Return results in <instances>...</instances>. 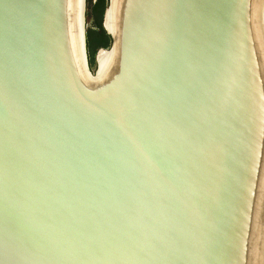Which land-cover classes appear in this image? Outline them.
Segmentation results:
<instances>
[{
	"label": "water",
	"instance_id": "water-1",
	"mask_svg": "<svg viewBox=\"0 0 264 264\" xmlns=\"http://www.w3.org/2000/svg\"><path fill=\"white\" fill-rule=\"evenodd\" d=\"M0 0V264H264V0Z\"/></svg>",
	"mask_w": 264,
	"mask_h": 264
},
{
	"label": "rangeland",
	"instance_id": "rangeland-1",
	"mask_svg": "<svg viewBox=\"0 0 264 264\" xmlns=\"http://www.w3.org/2000/svg\"><path fill=\"white\" fill-rule=\"evenodd\" d=\"M109 0H86L85 24L88 66L91 74L98 72L97 59L101 52H108L112 46L111 37L104 29V18Z\"/></svg>",
	"mask_w": 264,
	"mask_h": 264
},
{
	"label": "bare ground",
	"instance_id": "bare-ground-1",
	"mask_svg": "<svg viewBox=\"0 0 264 264\" xmlns=\"http://www.w3.org/2000/svg\"><path fill=\"white\" fill-rule=\"evenodd\" d=\"M111 50V49H110ZM110 50L108 51V52H101L100 54H99V56H98V59H97V61L98 62H100L109 52H110ZM97 62V63H98Z\"/></svg>",
	"mask_w": 264,
	"mask_h": 264
}]
</instances>
